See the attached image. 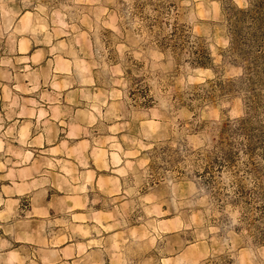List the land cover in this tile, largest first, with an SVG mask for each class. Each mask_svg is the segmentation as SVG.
I'll use <instances>...</instances> for the list:
<instances>
[{
    "label": "rangeland",
    "instance_id": "374dc122",
    "mask_svg": "<svg viewBox=\"0 0 264 264\" xmlns=\"http://www.w3.org/2000/svg\"><path fill=\"white\" fill-rule=\"evenodd\" d=\"M175 1L163 19L202 37L212 67L145 45L147 32L126 24L120 0H0V210L30 213L32 192L15 212L10 197L39 188L53 199L48 213H88L64 218L70 239L55 237L52 222L48 242L22 245L16 258L11 227L0 226V264H48L51 243L67 239L64 264H206L219 256L264 264V243L236 229L237 210L220 208L192 177L221 123L246 122V131L224 134L236 140L264 137V50L232 42L248 20L232 26L228 7L264 0ZM133 76L151 88L153 106L129 98ZM191 92L192 109L176 105V95L184 101ZM166 145L178 153L162 156ZM74 194L84 201H64Z\"/></svg>",
    "mask_w": 264,
    "mask_h": 264
},
{
    "label": "trees",
    "instance_id": "16d2710c",
    "mask_svg": "<svg viewBox=\"0 0 264 264\" xmlns=\"http://www.w3.org/2000/svg\"><path fill=\"white\" fill-rule=\"evenodd\" d=\"M120 2L122 11L126 9L127 17H124L126 24L135 23L137 31L147 32L145 45H152L164 54L172 55L178 62L188 61L193 67L213 66L210 47L202 37L191 39L192 34L187 33L184 24H179L177 19L171 22L163 19L164 13H168L171 7H177L175 0H120ZM263 4L258 1L251 2L246 8L233 4L228 6L232 26L248 20L244 30L239 28V31H234L232 42L234 39L244 44L249 53L264 50ZM164 29L167 31L164 32ZM126 73L131 74L132 69H126ZM210 82L221 91L226 88L225 83L220 80L213 79ZM150 90L142 77H131L128 96L135 105L153 106L156 96ZM191 93L184 101L181 95H176L174 97L178 102L176 105H186L192 109V100L196 95ZM205 95L204 98H207L208 95ZM245 123L244 120L221 123L216 144L207 153L201 154L200 169L197 167L192 177L200 187L209 191L220 208L229 206L231 210H237V230L246 229L256 241L264 243V137L255 141L251 133L245 134L242 140L224 135L229 132L246 131ZM169 152L178 153V148L173 149L169 145L160 147L159 153L162 156ZM167 162L169 166H175L173 160ZM225 173L228 179L223 182L219 178ZM206 264L231 262L225 256H219L207 260Z\"/></svg>",
    "mask_w": 264,
    "mask_h": 264
},
{
    "label": "crops",
    "instance_id": "0c3cea01",
    "mask_svg": "<svg viewBox=\"0 0 264 264\" xmlns=\"http://www.w3.org/2000/svg\"><path fill=\"white\" fill-rule=\"evenodd\" d=\"M44 140V136H43ZM95 178H97L95 176ZM18 186H28L30 184L29 181H26V184L20 185V183H17ZM81 186L79 184H72L73 187ZM88 187V184L86 185ZM108 191H111L114 189V192H116V187H111V185H107L105 187ZM29 192H32L30 196H32V199L36 201H32L31 205L28 208V211L30 213H7L6 209L0 210V215L4 216L1 220L8 221L12 216H14V222L10 224H2L0 225L2 227V230L6 231V228L11 227V238L14 240V257L22 255V252L18 249L22 245L32 247V244H43L44 241L48 242L49 238L47 236H44L46 234L45 229L48 228L52 222H55L56 226L54 228V233L56 234L55 237H58L59 235L64 234L68 239L71 237V233L68 230V223L65 224V217H73L74 215H87L88 213H48L50 212L52 208V198H48V192L42 190V189H26L23 192H14V196L10 197V199L14 202V212L16 211L17 207L19 206V202L23 195L29 194ZM38 198V200H37ZM84 201L83 195H66V198L64 201ZM62 224V225H60ZM83 225V224H82ZM51 240L53 238H50ZM67 239V240H68ZM67 240L62 243L61 245H55L51 243L52 247L50 252L54 253L55 258L50 261L48 264H64L62 253L64 250H66L68 247H70V243H67ZM82 240H79L77 243H73L74 248V256H79L81 253L77 250L82 244ZM39 246V245H38ZM40 249V247H38ZM86 251H88V248H86ZM10 252H13L11 250ZM62 261V262H61ZM72 261H68V264H72ZM19 264V263H17Z\"/></svg>",
    "mask_w": 264,
    "mask_h": 264
}]
</instances>
